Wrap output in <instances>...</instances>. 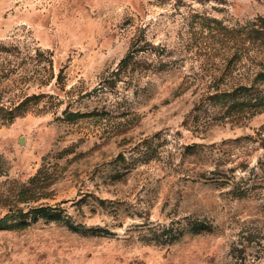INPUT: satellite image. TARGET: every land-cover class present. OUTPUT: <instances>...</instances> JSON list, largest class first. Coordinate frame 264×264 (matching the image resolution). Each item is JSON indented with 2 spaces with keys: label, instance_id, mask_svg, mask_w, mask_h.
<instances>
[{
  "label": "rangeland",
  "instance_id": "1",
  "mask_svg": "<svg viewBox=\"0 0 264 264\" xmlns=\"http://www.w3.org/2000/svg\"><path fill=\"white\" fill-rule=\"evenodd\" d=\"M261 17L0 0V264H264V109L231 108Z\"/></svg>",
  "mask_w": 264,
  "mask_h": 264
},
{
  "label": "trees",
  "instance_id": "2",
  "mask_svg": "<svg viewBox=\"0 0 264 264\" xmlns=\"http://www.w3.org/2000/svg\"><path fill=\"white\" fill-rule=\"evenodd\" d=\"M253 25L254 27L252 28V30L260 38V44L264 46V17H261L259 19V22L254 23ZM132 47L133 50L128 52L120 61L121 66H127L128 64H130L135 57L134 55L136 51L145 50V46L141 38L133 42ZM260 65L261 68L257 71L254 78H252L245 84H238V86L234 88V95H236V92H238L243 93V96L241 97V100L236 105L234 104V106H232L231 108L235 107L243 111L244 107H246L247 111L250 112V115H253L264 109V86L261 88V85H264V57H262ZM193 227L196 229H200L204 226H201V223L198 222Z\"/></svg>",
  "mask_w": 264,
  "mask_h": 264
}]
</instances>
